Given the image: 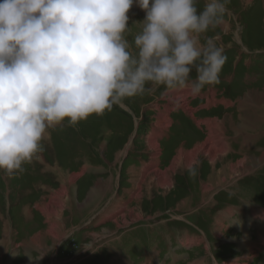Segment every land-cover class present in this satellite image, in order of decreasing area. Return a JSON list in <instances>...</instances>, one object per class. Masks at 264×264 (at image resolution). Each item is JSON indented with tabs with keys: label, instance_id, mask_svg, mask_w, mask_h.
I'll return each mask as SVG.
<instances>
[{
	"label": "rangeland",
	"instance_id": "obj_1",
	"mask_svg": "<svg viewBox=\"0 0 264 264\" xmlns=\"http://www.w3.org/2000/svg\"><path fill=\"white\" fill-rule=\"evenodd\" d=\"M128 15L131 42L146 12ZM207 35L227 57L219 83L64 122L24 172H0V264H264L263 242L242 259L264 236V0H229Z\"/></svg>",
	"mask_w": 264,
	"mask_h": 264
},
{
	"label": "clouds",
	"instance_id": "obj_2",
	"mask_svg": "<svg viewBox=\"0 0 264 264\" xmlns=\"http://www.w3.org/2000/svg\"><path fill=\"white\" fill-rule=\"evenodd\" d=\"M134 3L146 15L130 42ZM228 3L0 0V172H24L64 122L76 127L160 87L195 96L219 83L227 57L207 34Z\"/></svg>",
	"mask_w": 264,
	"mask_h": 264
},
{
	"label": "bare ground",
	"instance_id": "obj_3",
	"mask_svg": "<svg viewBox=\"0 0 264 264\" xmlns=\"http://www.w3.org/2000/svg\"><path fill=\"white\" fill-rule=\"evenodd\" d=\"M244 119H246V118H244ZM243 119V120H244ZM236 126V125H235ZM237 129H238V127H236ZM242 130H245L243 127L242 128H239L238 129V132L239 131H242ZM223 150L224 149H220V150H217V149H215V148H213V147H210V149L208 150V152H209V156L211 155V154H213V157H212V159H216V156H217V152H219V153H223ZM183 153V152H182ZM246 161V158H244L243 160H241V161H239L238 163L240 164V165H242L243 164V162H245ZM236 169H238L237 167H232V168H230V171L232 172V174L234 173V172H240V170H236ZM248 171H250V168H244L241 172H243V173H245V172H248ZM227 178L226 177H222V178H220V180L217 182L218 183V185L219 184H221V183H225V180H226ZM99 190V188L97 189V190H95V191H93V193L92 194H94V193H96L97 191ZM99 192V191H98ZM97 194V193H96ZM95 194V195H96ZM207 196H209V195H207ZM211 196V195H210ZM207 199V198H206ZM58 205V204H57ZM59 206V205H58ZM264 209V208H263ZM252 210V209H251ZM257 214H260V210L257 208V210H254V212L252 213V217H253V219L255 218V219H257L256 221L258 222V224H259V230H261V228H263L264 227V215L262 216V213L260 214V216L261 217H258L257 216ZM223 218H225V217H223ZM229 218V217H228ZM259 219H261L260 221V223H259ZM220 220H222V219H220ZM218 221V222H220V225L222 226L223 225V223H221V221ZM262 220H263V223H262ZM223 222V221H222ZM248 223V222H247ZM250 223V222H249ZM236 224V223H235ZM254 224H255V222H254ZM252 225L253 227H257V224H255V225ZM262 226V227H261ZM239 227H242V226H239ZM259 234V236H261L262 238H261V241H259L258 243L256 242V241H254V240H250V237H248V235H247V232L246 231H244V240H246V241H249V242H247V243H245V244H247V245H249V250H250V253L248 254V253H246V254H248V255H244L243 257H242V259H243V261H245V260H247V259H249V257H252V254L254 253V252H256V250H258L257 248H259L260 247V245H261V242H263V244H264V236H263V234H261V233H258ZM222 235V230H220V229H217V236L218 237H220ZM251 236V235H250ZM188 240H193V239H190V238H188ZM187 240V241H188ZM201 240V242H203V241H205V239H203V238H201L200 239ZM245 241V242H246ZM116 243V242H115ZM173 247V246H172ZM175 248H171L170 250H169V252H173V250H174ZM118 252V251H117ZM126 255V254H125ZM148 258H150V257H148ZM129 259V258H128ZM150 261V260H149ZM152 261V260H151ZM150 261V262H151ZM114 262V261H113ZM122 262V261H121ZM117 264H119V261H117L116 262ZM132 263V262H131ZM194 263L195 264H208L207 262H206V260L205 259H196L195 261H194ZM125 264V263H124ZM226 264H242V263H240V262H238V261H233V262H228V263H226Z\"/></svg>",
	"mask_w": 264,
	"mask_h": 264
}]
</instances>
